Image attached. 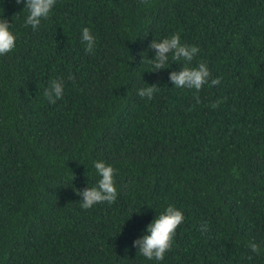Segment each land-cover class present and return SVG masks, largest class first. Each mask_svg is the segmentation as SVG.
Masks as SVG:
<instances>
[{
	"label": "trees",
	"instance_id": "16d2710c",
	"mask_svg": "<svg viewBox=\"0 0 264 264\" xmlns=\"http://www.w3.org/2000/svg\"><path fill=\"white\" fill-rule=\"evenodd\" d=\"M27 14L0 0L16 36L0 55V264H264V0H56L35 30ZM174 33L210 71L198 93L172 84L171 54L152 69V40ZM98 160L117 198L84 209ZM168 205L184 220L149 260L134 241Z\"/></svg>",
	"mask_w": 264,
	"mask_h": 264
},
{
	"label": "clouds",
	"instance_id": "9594fccd",
	"mask_svg": "<svg viewBox=\"0 0 264 264\" xmlns=\"http://www.w3.org/2000/svg\"><path fill=\"white\" fill-rule=\"evenodd\" d=\"M142 2H146V0H142ZM16 3H21V0H16ZM55 3L56 0H24V6L26 5L28 9V14L24 21L25 25H30L33 30L37 29L41 19L48 18ZM10 28L11 24L9 21L5 18H0V55L8 53L15 48L16 36ZM81 40L86 45L85 51L92 53L95 48L96 38L91 34L89 28L85 27L82 29ZM149 48L156 50L155 55L150 61L153 65L152 69L169 67V54H171L172 61L185 62V66L181 67L179 71H172L170 73V80L176 87L194 89L198 93L204 85L209 83L210 71L205 63L200 62L195 67L188 66L199 52V49L195 45L182 43L179 33H174L159 42L152 40ZM69 78L71 79V77ZM219 83V77L210 81V84L213 86ZM156 91H158L157 85L152 84L151 86L148 85L147 87L140 88L138 95L151 99ZM63 92V80L58 78L50 81L43 95L50 104H55L56 100L62 97ZM195 99L197 103L200 102L198 96ZM219 103V101L214 102L210 107L216 108L219 106ZM94 168L100 177L96 186L86 187L82 192L77 190V194L82 196L81 207L84 209H89L93 205L105 201L111 204L117 198V188L114 181L116 170L103 160L95 161ZM183 220V212L172 205H168L161 214L155 216L147 225L145 234L134 241L137 250L149 260L162 261L165 253L171 249L176 229ZM201 231L202 233L207 231V224L202 226ZM247 247L251 249L252 253L260 254L259 245L254 241H250Z\"/></svg>",
	"mask_w": 264,
	"mask_h": 264
}]
</instances>
